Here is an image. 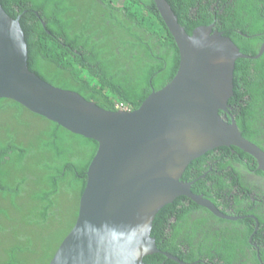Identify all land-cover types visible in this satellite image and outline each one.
<instances>
[{"label": "trees", "instance_id": "16d2710c", "mask_svg": "<svg viewBox=\"0 0 264 264\" xmlns=\"http://www.w3.org/2000/svg\"><path fill=\"white\" fill-rule=\"evenodd\" d=\"M167 1L189 34L215 24L242 53L258 55L264 43V0ZM0 2L12 18L21 17L29 69L104 109L115 111L118 105L138 109L179 68L178 47L154 0ZM234 93L229 105L239 129L264 150V53L257 59L237 60ZM97 149L96 141L16 101L0 99V264L50 263L75 225L86 173ZM243 159L252 171L264 176L253 156L233 146L194 160L182 180L198 179L192 191L218 209L227 208L235 184L229 182L233 172L227 166L238 173L232 160L243 163ZM210 161L217 165L204 178ZM216 166L225 174H215ZM262 199L260 203L246 194L234 195L241 212L229 215L253 217L229 221L188 197H178L156 215L152 236L161 252L188 263L264 264ZM254 217L260 224L257 233ZM252 235L253 243L249 241ZM144 261L177 264L162 253L146 256Z\"/></svg>", "mask_w": 264, "mask_h": 264}, {"label": "water", "instance_id": "95a60500", "mask_svg": "<svg viewBox=\"0 0 264 264\" xmlns=\"http://www.w3.org/2000/svg\"><path fill=\"white\" fill-rule=\"evenodd\" d=\"M154 2L178 47L179 68L138 109L115 111L32 72L21 17L12 18L0 2V99L98 143L75 225L49 264H148L144 258L156 253L177 260L161 252L152 236L156 215L167 204L185 196L217 217L238 219L192 191L193 183L182 180L187 167L210 151L234 146L264 172V150L225 116L235 95L237 60L260 58L264 43L250 56L215 24L189 34L167 0Z\"/></svg>", "mask_w": 264, "mask_h": 264}, {"label": "flooded vegetation", "instance_id": "af4514ba", "mask_svg": "<svg viewBox=\"0 0 264 264\" xmlns=\"http://www.w3.org/2000/svg\"><path fill=\"white\" fill-rule=\"evenodd\" d=\"M226 115L227 114L225 113V116ZM228 115L235 118V115H233V113L231 111H230V113ZM228 119H231V118H228ZM263 138H264V134H263ZM232 151H233V153H235V150H232ZM215 152H217V151H215ZM217 156L218 157L222 156V154L221 153H217ZM239 157L241 158L240 155H239ZM217 161H214V162L210 161V162H208V164L205 165V167L207 165H209L211 167H210V169L207 172L204 173V175L202 177L205 178L208 175L209 171L210 172L211 171L214 172L213 166L217 165ZM232 161H233L232 164L234 166H236V168L238 169L239 172L238 173L234 172V169H233L234 167H232V165L227 166V170L233 172V175H232V177H230V181L229 182H234L235 184L233 185V188L230 190L231 197L230 198L228 197V201H229L228 204H227L228 207L227 208H223V209L222 208L219 209L224 214L227 213V215H229V214H237V213L241 212L240 210H238L239 208H238L237 204L235 203V201L233 200V196L234 195H243L244 196L246 194V195L251 197L253 202H260V203L263 202L262 198H264V176L259 175L256 171H252V169L248 167L249 166V162H248L247 159H243V163L236 162V160L235 161L232 160ZM245 164H247L248 166H246ZM216 168H217V170L215 171L216 172L215 174H218L219 176L223 175V173L225 174V170L221 169V171H220V167H218V166H216ZM258 170H261L259 168V164H258ZM228 177L229 176H227V178ZM197 181H198V179H196L194 181H191V183H193V185H194ZM242 184H244L246 188H250L251 187L253 189L252 192L246 191L245 187H243ZM244 205H245V203L242 204V206H244ZM229 216L238 217L237 220H240V219H243V218H246V217H253V216H248V215L247 216L246 215H229ZM221 219H223V218H221ZM237 220H229V221H237ZM255 220L257 222L256 223V225H257L256 229L257 230H256L255 233H257V231H259V227H260L259 225L260 224L258 223V220L256 218H255ZM263 234H264V232H263ZM251 238L253 240V235L250 237V240H249L250 242H251ZM251 243H253V242H251ZM254 245L257 246V244H254ZM172 256L176 257L178 261L175 260V259L169 258L167 256L166 257H167V259H170V260L176 262L177 264H200L201 262H203L204 264L206 263L205 260L196 261L194 263H188L186 261L181 260L178 256H174V255H172Z\"/></svg>", "mask_w": 264, "mask_h": 264}, {"label": "built area", "instance_id": "2783aa9c", "mask_svg": "<svg viewBox=\"0 0 264 264\" xmlns=\"http://www.w3.org/2000/svg\"><path fill=\"white\" fill-rule=\"evenodd\" d=\"M117 108L121 110H129L127 107H124L123 105H118Z\"/></svg>", "mask_w": 264, "mask_h": 264}]
</instances>
